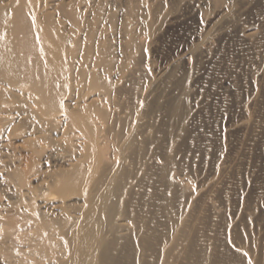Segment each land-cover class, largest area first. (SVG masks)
<instances>
[{
  "label": "bare ground",
  "instance_id": "1",
  "mask_svg": "<svg viewBox=\"0 0 264 264\" xmlns=\"http://www.w3.org/2000/svg\"><path fill=\"white\" fill-rule=\"evenodd\" d=\"M106 2L71 4L61 32L55 4L0 0V264H264V215L227 183L255 117L244 109L233 124L226 166L198 188L185 175L186 154L209 151L193 146L190 59H211L232 33L251 48L239 20L264 0H215L198 43L154 77L139 76L136 63L153 14L125 0L115 18ZM25 146L27 159L16 155Z\"/></svg>",
  "mask_w": 264,
  "mask_h": 264
},
{
  "label": "rangeland",
  "instance_id": "2",
  "mask_svg": "<svg viewBox=\"0 0 264 264\" xmlns=\"http://www.w3.org/2000/svg\"><path fill=\"white\" fill-rule=\"evenodd\" d=\"M80 1L83 0H46V3L55 4L53 7L54 9L51 11L52 15H50L51 17L53 16L51 19L54 24L58 22V25H56V27L58 26V30L60 28V31L63 32L65 29L69 28L72 23L70 21L67 22L65 16H67L68 10L72 9V5L76 9ZM106 1H110V3H108L110 6L107 4L109 7L108 10H111L110 13L114 15L115 18H117V13H119L118 10L124 11L125 9L123 7L127 8L124 2L125 0H105V2ZM130 1H133L130 4L137 6V8L139 4L141 10L139 8L138 10H140L141 14H143L142 12L144 11H148L150 15L153 14L151 15L152 18L154 16L152 23L155 27V31L153 29L154 27H151L147 36H149L152 31H154V33L152 32V35L149 37L145 36L144 42L141 45L142 48L140 46V54L138 55L137 53L136 56L138 57L135 56L138 60L136 61V63L138 62L137 66L139 65L137 69L142 70L139 71V76L141 77L148 75H150L148 77H154L157 71H159L157 68L161 69L162 66L164 67L168 63V60L170 61L171 58L173 59L178 56L181 51L182 53H185L187 50L190 51V48L198 43L199 36L207 31L206 21L213 19L214 16L211 14L214 13L216 8L215 0H210V3H208L209 0H154L153 2H149L150 0H148L151 6L146 2L147 0H139V3L137 0ZM142 1L145 4L143 6H141L142 4L140 5ZM75 3H77L76 6ZM148 5L151 9H146ZM62 6L64 7L62 8L63 10L61 9ZM111 6L114 7L112 8ZM263 9L261 5H256L242 15L239 20L240 30L242 33L244 31V33L248 35L250 44L252 43L254 46L251 45V48H249L250 50L248 46L240 42L236 35L232 33V37L223 39L219 43L215 42L216 37H212L213 39L211 38L213 41L215 40L214 42L216 45H214L217 48L214 50L213 47L210 50V53L212 52L211 59L198 61L200 63L194 58H191L192 60L190 59L191 64L194 65L191 68V72L189 71L186 75L188 78L186 84L193 96L194 103L199 107V116H196L195 123H193L190 129L193 133V146H195L194 143H197L196 146L199 145L204 147L205 145L208 146L207 150L209 151H207L204 157L199 153H195L194 155L190 152L187 153L186 160L189 159L188 161L191 162L187 161L190 163L188 164L189 170L185 169V175L190 185L192 187L194 186V188H198L205 177L213 176L212 172L214 169L220 168V166L223 167V165L226 166L229 161L234 159V147L238 141L236 133L232 131V127L238 123V121H241L240 119L242 118L240 114L245 109L253 118L255 117V133L248 142L249 145L247 146L245 155L239 156L240 158L235 160V164L237 165V173L235 175H238L229 174V178L227 177L228 193L231 195L234 192L233 194L236 196L233 194L231 196L234 198L236 197L238 201H242V206H245V208L248 206L253 212L256 211L257 213L254 212L257 214L256 216L261 218L264 215V60L262 59L264 55V28L261 27L259 21L264 17ZM193 15L197 19L193 17ZM111 26L108 27V31H111L110 33L114 31V25L112 24ZM249 32L251 34H249ZM146 38L148 40H146ZM113 39L115 38H111L109 44ZM213 41L211 42L213 43ZM112 42L110 45L111 48H113L112 54L114 55L112 56L117 57V40L115 39ZM246 50L249 51V53L252 51L256 52H252V56H250L251 54ZM188 51L186 53H188ZM140 63L143 64L140 65ZM250 97L257 101L256 105L253 107L250 106V100H252ZM259 99L260 101H258ZM15 140H19V137L18 139L15 138ZM15 140L13 139V141ZM239 142L241 143V141ZM244 142L245 140L242 143L245 144ZM28 153H30L29 148L25 146L24 150L20 154L16 153V155H21L22 158L27 159ZM187 157L189 158L187 159ZM38 165L39 169H44L40 163H38L37 166ZM189 165H191L190 168ZM230 181L232 183H230ZM230 184L232 185L231 187ZM229 189L233 190L229 191ZM231 205L233 206V203L229 206ZM228 208L227 210L231 209ZM230 211H228V213Z\"/></svg>",
  "mask_w": 264,
  "mask_h": 264
},
{
  "label": "snow or ice",
  "instance_id": "3",
  "mask_svg": "<svg viewBox=\"0 0 264 264\" xmlns=\"http://www.w3.org/2000/svg\"><path fill=\"white\" fill-rule=\"evenodd\" d=\"M249 264H251V261H249Z\"/></svg>",
  "mask_w": 264,
  "mask_h": 264
}]
</instances>
